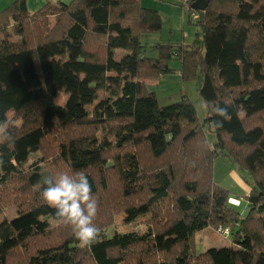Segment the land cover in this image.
Here are the masks:
<instances>
[{
	"label": "trees",
	"instance_id": "trees-1",
	"mask_svg": "<svg viewBox=\"0 0 264 264\" xmlns=\"http://www.w3.org/2000/svg\"><path fill=\"white\" fill-rule=\"evenodd\" d=\"M196 13L202 35L186 47L142 44L162 18L141 0L46 1L34 11L13 0L0 10V120L16 138L0 147V208L17 207L0 222V264H264V0H209ZM171 58L182 80L200 77L203 121L186 94L159 105L148 89ZM99 90L107 96L88 111ZM216 105L229 106L222 127ZM37 152L46 175L86 172L102 242L82 248L69 226L49 227L57 219L40 196L42 173L23 166ZM218 154L250 176L243 217L242 201L213 181ZM123 212L146 214L144 229L106 236ZM218 227L232 245L196 253L195 234Z\"/></svg>",
	"mask_w": 264,
	"mask_h": 264
},
{
	"label": "rangeland",
	"instance_id": "rangeland-1",
	"mask_svg": "<svg viewBox=\"0 0 264 264\" xmlns=\"http://www.w3.org/2000/svg\"><path fill=\"white\" fill-rule=\"evenodd\" d=\"M141 5L145 8L157 10L162 18L161 29L153 34L143 36L142 44L151 45L155 42L173 44H182L189 47L195 40L201 38L202 31L195 19L190 15L189 9L182 5V0H141ZM9 35V34H8ZM10 36V35H9ZM1 38V34H0ZM10 39H13L10 37ZM124 51L117 50L114 57L120 58ZM146 55H151L149 49L145 51ZM170 71L160 76L148 80L147 87L156 95L159 105H166L179 100L180 94H186L195 107L197 117L203 121L206 116V106L199 89L201 86L200 77L195 79L182 80L180 76V60L171 58L168 60ZM107 95L104 91L97 92V99L87 105L88 111H91L97 103ZM68 95L62 92L56 94L54 102L63 104ZM244 112L240 111L238 116H243ZM12 116V111L7 113V118ZM210 125L204 123L203 128L210 146L216 141L215 134L209 130ZM39 154H30L26 162L23 164L25 168L37 166L42 176L46 175L45 166ZM232 170L237 171L239 182L232 175ZM213 181L230 191L231 196L242 201V205L237 208L243 217L247 213L244 196L247 194L246 187H249L250 176L247 173L240 172L235 164L230 160L218 154L213 161ZM17 214L15 205L0 208V222L9 220ZM146 214L138 215L134 220H128L125 212L114 216L113 225L105 230V235L110 236L113 233H124L130 231H141L144 229V221ZM49 227L59 224L57 220H48ZM196 253L203 252L208 248H222L231 246L229 235L219 233L217 228H205L195 234Z\"/></svg>",
	"mask_w": 264,
	"mask_h": 264
},
{
	"label": "clouds",
	"instance_id": "clouds-1",
	"mask_svg": "<svg viewBox=\"0 0 264 264\" xmlns=\"http://www.w3.org/2000/svg\"><path fill=\"white\" fill-rule=\"evenodd\" d=\"M228 107L215 106L218 127L230 119ZM15 142L11 122L0 120V147H11ZM3 167V155L0 153V172ZM40 196L49 207L55 209L57 222L70 227L80 247L90 248L102 242V230L94 222L100 205L86 172L80 170L73 174L61 172L42 176Z\"/></svg>",
	"mask_w": 264,
	"mask_h": 264
},
{
	"label": "crops",
	"instance_id": "crops-1",
	"mask_svg": "<svg viewBox=\"0 0 264 264\" xmlns=\"http://www.w3.org/2000/svg\"><path fill=\"white\" fill-rule=\"evenodd\" d=\"M13 0H0V10H2L3 8H5L7 6L8 3L12 2ZM46 1H51V2H55L57 0H26V4H27V8L29 11H34L35 9H37L38 7H40L43 3H45ZM118 49L115 50V53L117 52ZM145 83H148V80H145ZM232 175L234 176V178L239 182V184L241 185L242 182L239 180L238 175H237V171L232 170ZM243 185V184H242ZM247 190V194L250 190V188L246 187ZM246 194V195H247ZM235 199V198H233ZM238 202H240L239 199Z\"/></svg>",
	"mask_w": 264,
	"mask_h": 264
},
{
	"label": "built area",
	"instance_id": "built-area-1",
	"mask_svg": "<svg viewBox=\"0 0 264 264\" xmlns=\"http://www.w3.org/2000/svg\"><path fill=\"white\" fill-rule=\"evenodd\" d=\"M190 2H191V0H182V5L186 6L189 9L190 15L196 20L198 16H197L196 10H194L190 7ZM229 202L234 204V205H237L239 203L238 200L233 199V198H230ZM217 230L219 231V233H221L223 235H226V236L228 235L227 229L222 230L221 228L218 227Z\"/></svg>",
	"mask_w": 264,
	"mask_h": 264
},
{
	"label": "water",
	"instance_id": "water-1",
	"mask_svg": "<svg viewBox=\"0 0 264 264\" xmlns=\"http://www.w3.org/2000/svg\"><path fill=\"white\" fill-rule=\"evenodd\" d=\"M209 0H191L190 7L194 10L203 11Z\"/></svg>",
	"mask_w": 264,
	"mask_h": 264
}]
</instances>
